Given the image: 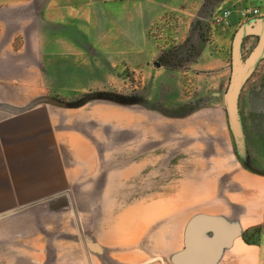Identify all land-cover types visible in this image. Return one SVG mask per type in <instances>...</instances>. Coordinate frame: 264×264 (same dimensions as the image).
I'll return each instance as SVG.
<instances>
[{"label":"crops","instance_id":"0c3cea01","mask_svg":"<svg viewBox=\"0 0 264 264\" xmlns=\"http://www.w3.org/2000/svg\"><path fill=\"white\" fill-rule=\"evenodd\" d=\"M191 2L0 0V264L42 259L40 208L77 184L85 195L137 197L129 217L122 203L111 210L119 236L126 228L135 243L138 197H163L162 242L178 246L139 264H264V58L239 95L241 149L223 95L180 116L138 101L69 103L92 85L120 81L124 68L149 76L163 51V69L193 81L198 94L220 96L233 36L246 23L239 10L256 8L262 19L264 0L216 1L210 12L231 11L227 27H211L204 0ZM255 38L247 35L242 50ZM22 210L30 213L6 219ZM254 227L258 241L245 242Z\"/></svg>","mask_w":264,"mask_h":264},{"label":"rangeland","instance_id":"374dc122","mask_svg":"<svg viewBox=\"0 0 264 264\" xmlns=\"http://www.w3.org/2000/svg\"><path fill=\"white\" fill-rule=\"evenodd\" d=\"M193 1L190 6L194 5ZM216 1L218 0H204V5L207 7L204 6L201 10L203 17L209 15ZM244 39L241 44L243 58L248 55L256 42L255 38L252 45L243 51ZM167 54V51L160 52L157 60L159 66L152 68L149 76L144 77L141 72L124 68L120 81L92 85L90 90L78 94L69 103L78 105L88 99L98 97L124 103L138 101L165 115L180 116L198 107L216 104L224 95L226 88L221 91L220 96L216 97L206 94L207 89L205 88L203 91L199 90L201 93H196L198 88L194 87L193 81H189L188 78H179L178 72L173 73L167 68L163 69L162 66L166 67L163 60ZM248 120L247 117V122ZM239 122L242 140H244L242 111L239 115ZM248 140L253 142L250 136ZM251 150L250 147L247 148L245 155L250 162H253L254 158L251 156L254 153ZM252 165L261 167L260 164L253 163ZM73 187L53 201L44 202L41 206L42 259L33 261V264H115L114 260L118 259V256L127 257L132 250L137 251L138 254L134 253V257L129 256V260L125 258L122 262L139 264L153 260V258L164 260L178 246L173 238L170 245H164L162 242L163 228L159 227L164 217L162 196L138 197L141 210L138 212L140 227L138 242L135 243L127 235L126 228H122V236H119L120 229L114 227L116 212L111 210L115 208V204L122 203L123 214L129 217L130 211H126V207H130L134 198L137 202V197L108 196L98 193L85 195L81 185L77 184ZM87 191L99 192V187ZM149 202L154 208V211L150 213L146 210ZM29 213L28 210L18 211L14 215H6V219Z\"/></svg>","mask_w":264,"mask_h":264},{"label":"water","instance_id":"95a60500","mask_svg":"<svg viewBox=\"0 0 264 264\" xmlns=\"http://www.w3.org/2000/svg\"><path fill=\"white\" fill-rule=\"evenodd\" d=\"M212 11L207 16L210 17ZM247 35H254L256 42L248 55L243 58L241 44ZM264 58V18L254 19L242 24L235 32L232 40L231 71L228 84L223 95L229 126L235 141L243 147L242 131L239 122L238 99L242 87L254 71L258 62ZM147 264H160L153 261Z\"/></svg>","mask_w":264,"mask_h":264},{"label":"built area","instance_id":"2783aa9c","mask_svg":"<svg viewBox=\"0 0 264 264\" xmlns=\"http://www.w3.org/2000/svg\"><path fill=\"white\" fill-rule=\"evenodd\" d=\"M230 9L224 8L219 10H214L209 18H206V23L209 24L211 27H227L230 25ZM258 14V10L256 8H242L239 10V16L241 19L246 20V22L254 20V15ZM151 33L155 38L160 37V34L158 33V30L153 31L151 29ZM166 59V56H164V60ZM163 60V62H164Z\"/></svg>","mask_w":264,"mask_h":264},{"label":"trees","instance_id":"16d2710c","mask_svg":"<svg viewBox=\"0 0 264 264\" xmlns=\"http://www.w3.org/2000/svg\"><path fill=\"white\" fill-rule=\"evenodd\" d=\"M258 233H259V227H254L249 231H245L242 234V237L244 241L247 243H255L258 241Z\"/></svg>","mask_w":264,"mask_h":264}]
</instances>
